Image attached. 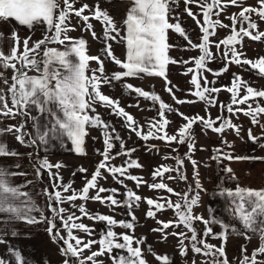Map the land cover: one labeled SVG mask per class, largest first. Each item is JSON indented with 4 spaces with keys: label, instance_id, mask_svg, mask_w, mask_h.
<instances>
[{
    "label": "snow or ice",
    "instance_id": "snow-or-ice-1",
    "mask_svg": "<svg viewBox=\"0 0 264 264\" xmlns=\"http://www.w3.org/2000/svg\"><path fill=\"white\" fill-rule=\"evenodd\" d=\"M78 2L80 0H0V23L15 22L17 26L8 34L0 31V158L21 155L15 149H9L6 140L3 139L6 135L12 134L21 146L33 149L28 156L32 159L35 179L42 181L47 174L49 180L47 187L38 190V194L46 201L44 206H40L29 192L22 191V187L33 183L32 180L27 181L24 186L12 182V177L27 176L28 173L10 170L13 167L19 169L18 163L13 165L0 163V223L16 220L29 225L46 224L45 231L50 239L60 244L59 251L62 256L60 264H105L102 257L107 258L108 264H149L145 249L147 254H152L161 264H173L167 253L157 254L146 244L147 237L135 236L138 218L134 208H138L143 199L149 206L145 213L146 219H156L159 225L151 231L160 233L161 240H167L169 235L176 237L181 256L188 255L189 248L184 241L189 240L193 254L210 258L202 261V264H230L226 254L229 235L242 236L246 241H250L251 233L260 241H264V188L240 186L233 169L226 166L223 171L229 174V179L236 181V185L234 188H228L222 183L218 184L215 195L224 199L225 210L241 227L217 219L212 215L214 209L211 205L208 206L209 218L206 219L202 214H194L193 208L200 203V193H208V189L203 187L199 179L200 164L192 158V153L196 150L194 125H201L202 132L210 130L221 136L225 131L233 130L234 134L243 140L240 135L242 126L232 122L233 116L242 113L251 118L253 126L259 125L261 128L259 136L253 135L252 129L248 128L246 130L248 140L245 142L264 148V123L260 120L261 115H264V105L260 102L264 100V89L258 90L251 86V82L244 80L239 73H232L231 86L221 87H216L217 81H209L204 75L207 72L218 78L229 71L230 65H235L242 70L247 66V70L254 71L258 77H264V56L247 58L242 47L237 48L238 45L242 46L245 38L254 42L264 39V31H259L258 23L253 19L255 14L260 21H264V0H257L255 6H244V0H131L122 27L117 25L114 17L106 9L100 7L99 0H95L93 5L80 3V6L76 7ZM106 2L111 3V0ZM181 3L184 5L182 10L179 9ZM190 5H195L199 12H193ZM229 5L240 8L238 13L226 16L231 21L230 25L224 24L218 18ZM181 11L192 18L200 28L201 36L197 38L198 42H193L188 31L182 26ZM73 15L78 18L77 25L71 23ZM199 16H202L203 23L198 19ZM213 16L217 18L213 19ZM91 20L101 24L100 36L94 30ZM245 23L247 27L244 26ZM19 26L29 30L43 26L42 38L32 41L31 45L29 43L31 36L21 41L17 30ZM78 26L79 30L88 32L93 40L102 43L103 47L99 52L122 71L106 74L105 62L101 55L88 54L87 40L83 36L77 38L69 35L70 32L78 30ZM217 28L225 29L229 34L218 40L211 39L217 35ZM170 31L183 38L186 45L170 44ZM118 37L125 44V60L114 55L112 44L109 42H119ZM5 42H9L7 52L4 49ZM54 44L62 47H52ZM212 46L217 49L215 54L211 51ZM173 48L199 50L201 54L188 60L177 59L169 55ZM93 61L97 64L96 68L90 67V62ZM213 61H219L222 67L219 69L208 67ZM189 63H194V68L187 67L181 74L186 76L191 74L189 83L192 88L187 91L196 99H179L174 92L177 86H169L171 81L168 80V66L170 64L183 66ZM9 70L12 72L10 78L6 75ZM140 74L163 78L165 90L172 96L173 101L180 105L200 101L209 107H216L221 91L230 93V101L219 102L221 114L215 119L211 118L207 111L205 116L199 114L188 116L163 101L154 90H145L125 81V78L139 77ZM113 82H123V89L127 93H134L146 101H151L153 105L158 104L157 116L148 120L147 131L144 130L145 125L139 124L134 116L121 106L118 98H113L102 91V86H114ZM97 105L108 109L110 115L119 117L123 128L145 142L148 151L159 150L156 145L148 147L147 142L152 139H158L169 146L173 143L178 146L186 145L188 151L183 156L166 155L164 158L174 159L176 166L155 167L151 176L153 181L161 178L160 182L149 184L130 171L143 168L139 159L133 158L137 148L126 147L124 138L111 122L103 119L97 111ZM240 105L246 107H239ZM135 106L140 108L139 103ZM224 111L230 115L224 116ZM166 113H175L185 121L175 134H169L167 131L172 122ZM17 116L21 118L18 125L4 124L5 120L14 121ZM29 122L31 131L28 129ZM91 128L98 129L103 138V150H95L102 159L94 172L84 175L85 183L77 190L73 188L74 181L66 183L59 174L58 170L66 167L65 165L59 162L53 164L47 156L41 157L39 153L41 150L47 152L54 143L64 147L70 142L71 151L86 156V137L89 136ZM95 139L97 138L93 137V140ZM117 143L119 148L113 153ZM225 147L232 149L234 144L223 138L221 146L213 149V155L209 159L221 163L224 160L264 162V156L234 155L230 151H225ZM255 150L252 149V152ZM172 152L178 153V148H173ZM118 157L124 158L122 164L117 166L110 163ZM185 160L192 165L195 187L188 184L186 191L176 192L163 182V177L168 174V180L180 179L187 182ZM53 169L57 171L53 172ZM102 170L123 187L122 194L118 188L99 186L100 179L107 180ZM78 171L81 174L88 173L83 166H80ZM75 175L74 171L72 176ZM125 178L135 182L137 188L147 185L151 190H163L170 195L159 199L143 198L128 187L124 182ZM90 190H95V195L90 196ZM69 192L70 195H65ZM102 193L108 195L102 196ZM120 195L123 199L117 198ZM171 195L178 197L175 203L172 202ZM77 199L82 201L80 205L73 203ZM89 201L108 206L113 213L116 208H124L130 219L117 220L114 214L89 212L86 207ZM66 202L75 211L61 206ZM169 209L174 211L175 219L168 221L157 219L158 212ZM46 210L51 213L50 216L45 215ZM77 211L80 213L79 216L76 215ZM33 212L39 213V217L34 216ZM85 218L94 223H102L104 227L97 233L95 228L77 222ZM196 222L205 226L202 233L194 227ZM210 225H218L220 231L214 232ZM181 226L187 229V232H167L169 228ZM117 227L124 231H115ZM74 230L83 233L87 239L75 235ZM2 231L0 229V232ZM61 232L65 234L62 235ZM10 235L17 236L18 233L12 231ZM208 238L219 239L221 243L213 245L207 242ZM0 244L7 245L2 235ZM96 245L99 247L93 250ZM85 251L89 254L84 255ZM240 251L239 264H264V243L254 248L250 255L245 245H241ZM6 252L9 259L0 256V264H36L35 261L27 260L17 248L8 246ZM42 261L43 264H49L46 258H42Z\"/></svg>",
    "mask_w": 264,
    "mask_h": 264
},
{
    "label": "rangeland",
    "instance_id": "rangeland-1",
    "mask_svg": "<svg viewBox=\"0 0 264 264\" xmlns=\"http://www.w3.org/2000/svg\"><path fill=\"white\" fill-rule=\"evenodd\" d=\"M245 1V0H244ZM95 0H80L76 4V7L80 6V3H88L89 5H93ZM100 7L102 9H106L115 19V22L117 23L118 26L122 27V21L125 19V13L127 9L131 6V0H111V3L106 2V0H99ZM256 1L254 2H244V6L256 5ZM184 7L183 3L179 5V9L182 10ZM192 8L193 12H199V9L195 5H190ZM240 11V8L235 7V6H228L225 11L218 17L224 24H231L230 19H227L226 16L230 15L232 13H238ZM87 14V13H85ZM217 17L213 16V19H216ZM198 19L201 20V23H203V18L202 16H199ZM253 19L256 20V22L259 25V31H264V21H260L255 14H253ZM181 21H182V26L185 27V29L188 31L190 38L192 39L193 42H198V37L201 36V31L200 28L197 27V24L195 21L188 17L186 14H184L181 11ZM93 26L94 30L96 31L97 35L100 36L102 32V27L101 24L95 20L90 21ZM71 23L73 25L78 24V18H75L74 15L72 17ZM10 24L13 25V27H17L15 25V22H11ZM247 27V24L245 23L244 25ZM18 32L19 36L21 38V41H23L24 38L31 36L30 44L34 40H38L42 38L43 35V26H37L34 27V29L29 30L28 28L24 26H19L18 27ZM217 35L215 37H212L211 39L213 40H218L220 38L226 37L229 32L225 29L217 28L216 29ZM70 36L72 37H81L83 36L87 42L88 45L89 43L94 42L96 46H98V50L92 51L91 49L88 48V54L89 55H101V59L105 60L107 59L102 53L99 52V49L103 47L102 43L99 40H93L92 36L88 32H83L79 30L72 31L69 33ZM118 41H109L110 43H113V53L114 55L121 59L125 60L126 58V48L125 44L123 41L119 40ZM99 44H97V43ZM169 43L170 44H176V45H186V41L179 37L177 34L173 32H169ZM55 45V44H54ZM242 47L243 51L246 54L247 58H256V57H262L264 56V39H262L259 42H254L250 40L249 38H245L243 41L242 46L238 45L237 48L240 49ZM22 48V47H21ZM223 48V46H222ZM211 51L215 54L217 52V49L215 46L211 47ZM199 50H178L176 48H173L170 50L169 55L173 58L177 59H183V60H188L191 57H198L200 55ZM93 63V64H92ZM90 62V65H96V62ZM187 67H193L194 68V63H189L187 65H172L170 64L168 66V80L171 81V85L177 86V88L174 89L175 95L179 99H187V100H194L196 99L195 97L191 96L188 94V89L192 88V86L189 83V80L191 78V74L189 75H183L181 74ZM208 67L212 69H219L222 67L221 63L219 61H213L208 64ZM117 71H122L118 66H116L114 63H111L109 60L105 64V72L106 74H111L113 72ZM232 73H239L244 80H248L251 82V86L256 87L258 90L264 89V77H258L254 71H249L247 70V66L242 70L240 67H237L235 65H230L229 66V71L227 73H224L220 77H214L212 74L205 72L204 75L207 76V79L209 81L216 80V87H221L222 85H228L231 86V75ZM125 81L127 83H131L134 86L140 87L145 90H154L159 96L171 105L173 108L178 109L179 112H182L188 116H193L196 114H199L201 116H205L206 111L210 113L211 118L215 119L218 115L221 114V110L219 109L218 105L219 102H229L230 101V93L227 91H221L218 94V101H217V106L216 107H209L206 103L197 101L196 103L192 104H177L173 101L172 96L165 90V80L160 77L156 76H149L147 74H140L139 77H134V78H125ZM114 86H102V91L106 94H111V92L114 93V95L120 96V101L123 103L124 101L126 102V99H124V96H129V93L125 89H123V82H113ZM243 94V93H242ZM131 111L133 112L134 118L138 121L139 124L145 125V131H147V122L149 119L156 117L157 116V109H158V104L153 105L151 101H146L143 98L138 97L134 93H131ZM262 105H264V100L260 101ZM139 103L140 108L138 109L135 105ZM252 103V101H250ZM239 107H246V105H240ZM253 107H255V104L253 103ZM107 114H109V110H103ZM224 116H229L230 114L227 113L226 111L223 112ZM167 118L172 122L167 128V131L169 134H175L177 129L185 123V121L182 120V118L175 113H166ZM261 123H264V115H261L260 117ZM232 122L234 124L240 125L241 127V133L240 135L243 137V140L238 138L233 130H227L225 133H223V136L220 134L213 133L210 130H207L205 132L201 131V125L197 124L194 125V134H195V142H196V150L194 153H192V158L197 160V162L200 164L199 167V179L201 184L205 189H208V193L201 192L200 193V203L199 206H196L193 208V212L196 215H203L206 219L210 217V213L208 211V206L211 205V207L214 209V215L217 219L224 220L225 222H230L234 224V220H232L228 214V212L225 210V202L222 197H219L218 195H215V191L217 189L218 184H223L226 180L231 182L232 184H228L227 187H230L232 185L235 187L236 181L229 179V174L224 173V160L222 163L219 161L215 160H210V156L213 155V149L216 147L221 146V140L223 138H226L228 142L233 143L234 147L232 149H228L225 147V151H230L234 155H256V156H264V148H259L256 145L252 144L251 142H245L248 140L247 137V129L251 128L253 135L259 136L261 134V128L259 125L253 126L251 124V118L248 116L243 115L242 113L237 114L236 116L232 117ZM116 129L118 130V133L120 136L125 138V132L121 128V126H115ZM131 135V140H130V147H137L139 150V142L140 139L135 134H130ZM127 138V136H126ZM128 139V138H127ZM94 141V140H93ZM142 142V140H141ZM143 143V142H142ZM148 147L151 145H156L158 147V151L153 150V151H148L147 148L145 147V142L141 146V152H142V174H138L136 169H131L132 174L138 175L143 178V180L147 181L149 184L153 182H160L161 178H157L155 181H153L151 173L153 169L159 165H169V166H176V161L174 159H165L164 157L166 155H172L176 156L179 154L180 156H183L185 152L188 151L186 145H176L173 143L171 146L166 145L164 142L158 140V139H152L147 142ZM95 147L93 146V149ZM102 148V147H101ZM100 148V150H101ZM173 148H178V153L172 152ZM256 149L255 152H252V149ZM205 149V150H201ZM137 152L133 153V158H137ZM34 159V157H33ZM120 165L118 163H122L123 160H118L116 158L115 160H112L110 163L111 164ZM228 161V160H227ZM230 166L234 173H235V167H239L238 163L236 161H228ZM244 163V166L246 168H243V171L251 172V170L259 169L264 171V164L261 161H240ZM208 165V166H205ZM256 166V167H255ZM185 169H186V174L188 177L187 182L182 181L180 179H177L175 181H171L167 179V175L163 177V182L167 183L170 187H172L176 192H183L187 190V185L188 184H193V168L192 165L185 160ZM241 169V167H240ZM262 174V173H261ZM172 175H177L176 173H172ZM225 175L227 177L224 178ZM243 176V175H241ZM240 176V177H241ZM244 178V176H243ZM245 183V185L251 183L250 179L248 180L246 177L242 180L240 178V183ZM100 183V182H99ZM46 185V184H45ZM244 185V186H245ZM101 186V185H100ZM252 187L251 185H248ZM246 186V187H248ZM193 187L195 185L193 184ZM134 191V190H133ZM136 191H141L143 198H155L159 199L160 197H168L170 194H168L166 191L163 190H151L147 185H143L141 190L136 189ZM138 194V193H137ZM139 195V194H138ZM171 200L173 203H175L178 200V197L175 195H171ZM141 207L143 208L144 212L142 214V218L145 217L146 211L148 210L149 206L144 202L142 199L141 201ZM126 215V216H125ZM136 215V214H135ZM115 217L117 220L126 218L127 213L125 211H120L119 209L115 212ZM157 219L161 221H168L170 219H175L174 216V211L169 209L163 212H158L157 213ZM140 220V219H139ZM146 224L147 228L139 232L137 230V234L135 236L137 237H147L146 244L150 245L152 249L154 250L155 253L163 255L167 253L173 260V264H193V260H195V264H202V261H205L210 258L203 257L202 255L198 254H193L191 251V242L189 240H185L184 243L185 245L188 246L189 251L188 255L186 257H183L179 254V248H178V240L176 237H173L171 235L168 236L167 240H161L160 239V233H155L152 232L151 229L159 227V225L156 222V219H146ZM213 228L214 232H219L220 227L218 225H210ZM194 227L197 228V231L202 233L204 229V225L200 222H196L194 224ZM115 231L121 232L124 231L121 228H116ZM173 231H185L187 232V229H185L183 226L180 228H169L167 229V232L171 233ZM142 233V234H140ZM191 235V233H189ZM200 238V237H198ZM235 239V236L233 237ZM208 243H211L213 245H219L221 241L219 239H212L208 238L207 240ZM234 243V242H233ZM229 242L227 241L226 244V250H231L232 251V257L229 260L230 264L231 261H235L234 256H237V259L241 255V251L237 252V248L235 250H232L231 246H228ZM57 245H60L57 243ZM135 246V245H134ZM99 246L96 245L93 247V250H96ZM143 247V246H142ZM21 254L24 256L25 254L29 253V256H33L34 253H36L38 250V247L30 244V245H23L21 246ZM146 252V259L148 260L149 264H161V262H158L152 254H147V250L145 249ZM229 253V252H228ZM89 253L85 251L84 255H88ZM26 257V256H24ZM180 257H183V260H181ZM102 259H105V264H107V258L102 257ZM231 260V261H230ZM180 261V263H178ZM183 262V263H181Z\"/></svg>",
    "mask_w": 264,
    "mask_h": 264
},
{
    "label": "crops",
    "instance_id": "crops-1",
    "mask_svg": "<svg viewBox=\"0 0 264 264\" xmlns=\"http://www.w3.org/2000/svg\"><path fill=\"white\" fill-rule=\"evenodd\" d=\"M255 1L257 2V0H255ZM244 2H254V0H245ZM12 28H13V25L10 23H0V31H3L5 34H8L12 30ZM8 43L9 42H5V44H4V49L6 52L8 49ZM111 44H113V43H111ZM51 46L56 47V48L62 47L61 45H58V44L51 45ZM21 47H22V44H21ZM112 47H113V45H112ZM88 48L91 49L92 51L98 50V46H96L94 42L89 43ZM107 61H108V59L104 60L105 64L107 63ZM111 63H113V62H111ZM92 64L90 65L91 68L97 67V66L92 65ZM29 74L32 75L35 73H29ZM6 75L10 78L12 75L11 70H9L6 73ZM107 95H109V94H107ZM130 95L131 94H129V96H124L123 98L126 99V102L124 101L123 103H121V101H120V103H121V106H124L130 114H133V112L131 111V101H130L131 96ZM109 96H111L113 98H118L120 100V96L114 95L113 92H111V94ZM101 109H103V110H108V109L97 105V111L102 115V117L105 121L111 122L114 126H121V128L124 130V132H125L124 140L126 142V147L130 148L131 135L126 129L123 128L122 123H121V119L119 117L114 116V115L107 114L105 111H102ZM33 114H35V113H33ZM20 119L21 118L19 116H17L14 121L5 120L4 124L6 125L8 123H15L18 125L20 122ZM28 129H29V131H31V123L30 122L28 124ZM126 136L128 139L126 138ZM93 137H96L97 139H95L93 141ZM3 139L6 140L9 149H15L16 151L21 153V155L19 157L0 158V163H2L4 165H13L15 163H18L20 165L19 169H16L13 167L10 170H12V171H24V172H27L28 175L27 176H14V177H12L11 179H12L13 184L24 186V185H26L27 181L32 180L33 183L27 184L26 187H22V191L29 192L33 196V198L36 200L38 205L44 206L45 202H46L45 198L42 195L38 194V190L40 188L46 187V185L43 181H37L35 179V177L33 175L32 159H30L28 156V153L32 152L33 149L30 147L21 146L16 141L15 136L12 134L6 135L5 137H3ZM142 142L140 140L139 150L136 151L137 155H138L137 158L139 159L140 163H142L141 146L144 143V142L143 143ZM93 146L95 147L94 149H93ZM103 147H104L103 138L101 136L100 131L96 128H91V129H89V136L86 137V151H87L86 156L77 155L73 151H71L70 150L71 149L70 142H68L66 144V146H64V147H61L59 143H54V145L52 147H50L47 152H44L43 150H41L39 154L41 157L47 156V158L53 164L59 162V163H62L63 165H65L66 167H62L61 169L58 170L59 174L63 177V180L66 183L69 181H74L73 188L79 190L83 187V185L85 183L84 175H88V174H91L92 172H94L95 167L98 165V163L102 159V157L100 155L95 153V150L100 149V148H101V150H103ZM118 148H119V144L117 143L116 147L113 149V153H115V151ZM121 159L123 160L124 158L118 157V160H121ZM236 163H238V162H236ZM118 164H122V163L120 162ZM228 164L231 165V163H229L226 160L224 162L223 167L225 168L226 166H228ZM263 164H264V162H263ZM114 165H116L115 161H114ZM238 165H240V166L237 167V165H236V167H235V176H236L237 180L239 181L240 186L246 187L248 185H251L252 188H255V189L264 188V171L261 172V170H259V169L258 170L255 169V171L251 170V172L245 171V169L243 171V168H246V166H244V163L239 162ZM80 166H83L84 168H86L88 170V173H86V174L79 173L78 168ZM117 166H119V165H117ZM240 167H241V169H240ZM136 170H137L138 174H142V169H136ZM55 171H57V170L53 169V172H55ZM74 171L76 172V175L72 176V173ZM130 171H131V169H130ZM102 174L107 176V180L100 179L99 180L100 183L98 182L99 186L101 185L105 188H118L120 190L121 194L124 192L123 187L120 184L116 183L111 175H109L107 172H105L103 170H102ZM241 175H243L244 178L246 177L248 180L250 179L251 183L248 182L247 185H245L244 182L240 183V178H242V180L244 179L243 176H241ZM223 176H225V175H223ZM89 178H90V175H89ZM224 178L227 179L226 176ZM124 182L128 185L129 188H131L134 191H136V189L141 190L143 187V185H142L139 188H137L135 182H133L131 180H127L126 178H125ZM228 184H232V181L229 182L226 180L225 182H223V186H225V187H227ZM228 188H234V187L232 185H230V187H228ZM136 192L140 196H142L141 191H136ZM70 194H71V192L65 193V195H70ZM91 195H95V190H90V196ZM101 195L106 196V195H108V193H102ZM117 198L123 199V196L120 195ZM73 203L76 205H80L82 203V201L77 199ZM61 206L69 209L70 211H75V209L70 208V205L67 202ZM86 207H87L88 211L92 212V213L99 212V213H103V214H114L115 215V212L118 209L120 211L126 212V210L124 208H116L115 212L113 213V211L111 210L110 207L104 206L99 202H92V201L87 202ZM144 210L141 207V202H140V205L138 208H134L135 214L138 218L137 225L135 228V234H137V230L139 232H142L147 228V224H146L147 220L144 217L142 218V214H143ZM32 214L34 216H37V217H39V215H40L37 212H33ZM45 215L50 216L51 213L46 210ZM76 215L79 216L80 213L77 211ZM123 219L127 220V219H130V217H126ZM77 222H83L84 224L95 228L97 233L104 227V225L102 223H94L92 220H89L87 218L83 219L82 221H77ZM234 224L238 228L241 227V225L237 221H235ZM46 227H47L46 224L29 225L23 221H16V220L9 221L8 223H0V229L3 230L2 232H0V235L3 236L5 241H7V245L6 244H0V256H3L5 259H9L7 252H6V248L8 246H12L14 248L21 249V246H23V245L32 244L35 246V249H36V247H38L39 251L34 253L32 257L29 256V253L25 254L24 256H26L25 258L27 260H29L30 262L35 261L36 264H43L42 258H46L47 261L49 262V264H60V262L62 260V256L60 255V251H59L60 245H57V243L53 242L50 239L49 234L45 231ZM117 228H119V227H117ZM12 231H16L18 233V235L17 236H11L10 233ZM61 234L64 235L65 233L61 232ZM74 234L78 235V236H84V238L87 239V237L83 233L79 232L78 230H74ZM140 234H142V233H140ZM249 235L252 236L250 241H246L244 239V237H242V236L234 235L235 236V239H234V238H232L233 235H229L228 240H227L229 242L228 246H231L232 250H235V248H237V252H238L241 245H245L247 248V253L250 255L252 253L253 249L256 248L260 243H264V241H260L256 236L252 235L251 233H249ZM95 238L98 239V236H96ZM226 254H227L228 259H230L232 257V251L231 250H228V251L226 250ZM180 258H181V260H183V257H180ZM239 258H241V255ZM239 258L237 259V256H234V259H236V260L235 261L230 260L231 264H239ZM178 263H180V261H178ZM181 263H183V262H181ZM107 264H108V261H107Z\"/></svg>",
    "mask_w": 264,
    "mask_h": 264
},
{
    "label": "trees",
    "instance_id": "trees-1",
    "mask_svg": "<svg viewBox=\"0 0 264 264\" xmlns=\"http://www.w3.org/2000/svg\"><path fill=\"white\" fill-rule=\"evenodd\" d=\"M42 181L46 184V187L49 185V180H48V175L47 174L44 175Z\"/></svg>",
    "mask_w": 264,
    "mask_h": 264
}]
</instances>
